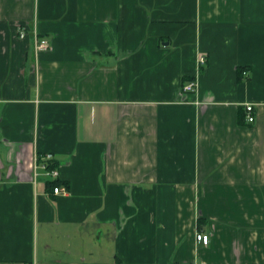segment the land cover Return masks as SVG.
<instances>
[{"label": "crops", "instance_id": "obj_1", "mask_svg": "<svg viewBox=\"0 0 264 264\" xmlns=\"http://www.w3.org/2000/svg\"><path fill=\"white\" fill-rule=\"evenodd\" d=\"M0 264H264V0H0Z\"/></svg>", "mask_w": 264, "mask_h": 264}, {"label": "built area", "instance_id": "obj_2", "mask_svg": "<svg viewBox=\"0 0 264 264\" xmlns=\"http://www.w3.org/2000/svg\"><path fill=\"white\" fill-rule=\"evenodd\" d=\"M20 35L23 37L25 35L24 31H21ZM35 47H36V52L38 54L42 52H47L52 49V45L50 41L45 37L39 36L37 33H35ZM198 62L200 65L206 64L207 62L206 56L200 55L198 58ZM196 88H197L196 82H190L184 86V90L187 92H194ZM246 112H247V116H246L247 121L249 123H254L255 121L254 107L252 105H247ZM52 165H53V156L52 154H47L42 157V161L40 163L36 164V168L44 171L45 174L50 179H52V181H55L59 177V171L57 168H53ZM53 193L56 195L61 193L66 194L67 190L64 187H55ZM196 240L197 242L202 243L203 245H208L210 243V236L200 232L197 233Z\"/></svg>", "mask_w": 264, "mask_h": 264}, {"label": "trees", "instance_id": "obj_3", "mask_svg": "<svg viewBox=\"0 0 264 264\" xmlns=\"http://www.w3.org/2000/svg\"><path fill=\"white\" fill-rule=\"evenodd\" d=\"M53 168H56L55 165H52ZM62 184L59 180H55V181H48L47 182V187L48 189H50L52 192L54 190L55 187H60Z\"/></svg>", "mask_w": 264, "mask_h": 264}]
</instances>
